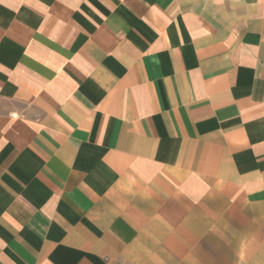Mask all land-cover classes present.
Wrapping results in <instances>:
<instances>
[{
  "label": "crops",
  "instance_id": "crops-1",
  "mask_svg": "<svg viewBox=\"0 0 264 264\" xmlns=\"http://www.w3.org/2000/svg\"><path fill=\"white\" fill-rule=\"evenodd\" d=\"M0 264H264V0H0Z\"/></svg>",
  "mask_w": 264,
  "mask_h": 264
}]
</instances>
